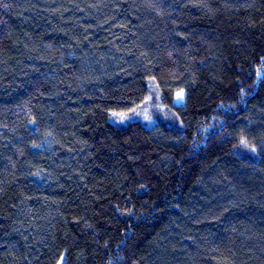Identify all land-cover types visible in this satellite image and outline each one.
<instances>
[{"label":"trees","instance_id":"16d2710c","mask_svg":"<svg viewBox=\"0 0 264 264\" xmlns=\"http://www.w3.org/2000/svg\"><path fill=\"white\" fill-rule=\"evenodd\" d=\"M60 261L264 264V0H0V264Z\"/></svg>","mask_w":264,"mask_h":264},{"label":"rangeland","instance_id":"374dc122","mask_svg":"<svg viewBox=\"0 0 264 264\" xmlns=\"http://www.w3.org/2000/svg\"><path fill=\"white\" fill-rule=\"evenodd\" d=\"M151 90H152V92L146 97V99H145V102H144V104H142V105H140L139 107H137L136 109H134V110H132V111H129V112H127V113H116V116H118V118H120V121H124L125 120V116L126 117H130L133 113H145V112H148V110L150 109V105L152 104L151 102H152V100H153V93L155 94V86H152L151 87ZM178 92H180V91H178ZM178 92H176V94L178 93ZM183 93H184V91H183ZM175 94V97H174V102L176 103V104H181L182 102H183V100H184V98H183V100H180V101H178L177 100V95ZM146 103V104H145ZM147 114V113H146ZM121 115H123V119H121ZM146 116V115H145ZM148 121H150L151 120V116H148ZM177 120V119H176ZM148 127L149 126H151L150 124H148L147 122H144ZM170 123H172V122H168V124H170ZM58 264H62V261H60Z\"/></svg>","mask_w":264,"mask_h":264},{"label":"snow or ice","instance_id":"6c2138e0","mask_svg":"<svg viewBox=\"0 0 264 264\" xmlns=\"http://www.w3.org/2000/svg\"><path fill=\"white\" fill-rule=\"evenodd\" d=\"M258 75H259V73H258ZM241 91L243 92V89ZM176 95H177V100L178 101L183 100V98H184L183 90L178 92ZM113 115H116V113H114ZM123 118H124L123 115H121V119H123ZM147 118L148 117L146 116V119ZM241 144H243V145H245L247 147V143H246V141L244 139H241ZM252 151H255V148H253Z\"/></svg>","mask_w":264,"mask_h":264}]
</instances>
